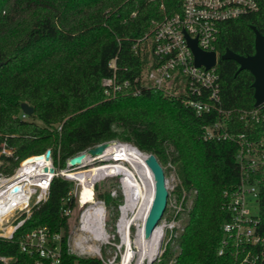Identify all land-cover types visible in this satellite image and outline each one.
<instances>
[{
  "label": "trees",
  "instance_id": "16d2710c",
  "mask_svg": "<svg viewBox=\"0 0 264 264\" xmlns=\"http://www.w3.org/2000/svg\"><path fill=\"white\" fill-rule=\"evenodd\" d=\"M180 1L0 0V145L13 149L17 159L50 149L58 169L69 158L113 141L153 154L160 164L171 156L181 187L194 195L174 240L179 253L170 259L171 250L165 248L162 263L229 264L231 256H218L217 250L229 220L222 193L239 178L237 145L204 140L203 127L218 119L213 114L199 117L159 90L137 85L135 95L123 91L107 98L101 87V80L112 75L108 63L114 58L120 79L133 81L140 74L142 60L132 49L134 42L149 32L152 21L177 11ZM257 2L258 11L221 24L215 49L219 56L227 49L243 57L254 54L250 27L264 37V0ZM237 69L234 61L218 60L223 108L251 110L253 77L246 70L236 74ZM22 103L33 108L29 120L19 117ZM227 127L235 133L249 130L235 121ZM254 130L259 136L264 126ZM6 160L16 165L14 159ZM260 178L259 231L264 234V174ZM100 185L94 184L93 197ZM72 189V181L53 178L47 200L33 211L15 241L20 233L46 225L62 232V264H103L97 257L81 258L66 250L65 239L83 209L72 197L71 215L61 216L62 200ZM109 199L107 193L102 201ZM0 254L20 255L15 243L4 241Z\"/></svg>",
  "mask_w": 264,
  "mask_h": 264
},
{
  "label": "built area",
  "instance_id": "2783aa9c",
  "mask_svg": "<svg viewBox=\"0 0 264 264\" xmlns=\"http://www.w3.org/2000/svg\"><path fill=\"white\" fill-rule=\"evenodd\" d=\"M160 9H164L163 4ZM258 9L257 0H181L177 11L152 21L149 32L134 42L132 49L142 60L140 74L133 81L120 79L114 58L108 63L112 75L101 80L107 98H113L123 91L135 95L139 92V85L161 91L167 98L180 102L199 117L213 114L218 120L203 127V139L228 140L237 145L235 162L239 178L234 188L225 189L222 193V206L229 220L222 227V239L217 250L218 256H231L229 264L264 263V234L259 231L264 130L259 136L254 130L256 125L264 126V102L251 110L223 108L217 71L219 54L215 49L222 23ZM187 38L196 39L200 50L214 52L215 65L197 67ZM19 117L22 120L29 118L22 111ZM228 121L242 122L249 130L230 132L227 129ZM47 150L48 158L45 157ZM47 150L17 159L13 149L5 144L0 145V241L15 243L20 254L19 257L0 254V264H62L61 230H53L46 225L38 226L29 232L20 233L15 241V235L33 211L47 200L50 183L55 177L76 181L79 185L77 191L75 187L62 200L61 216L71 215L72 197L83 208L77 225L65 239L67 252L81 258L97 257L106 264L101 254V242L95 233V217L89 218L91 205L80 199L81 183L67 177L64 172L74 167L68 166V159L64 169H56L51 150ZM111 154L116 157L115 152ZM6 158L14 159L16 165L11 167ZM93 161L102 162L103 159L96 158ZM15 187H19V190L14 191Z\"/></svg>",
  "mask_w": 264,
  "mask_h": 264
},
{
  "label": "bare ground",
  "instance_id": "6f19581e",
  "mask_svg": "<svg viewBox=\"0 0 264 264\" xmlns=\"http://www.w3.org/2000/svg\"><path fill=\"white\" fill-rule=\"evenodd\" d=\"M116 153V158L129 163L128 166L119 161L115 164H100L90 166L89 169L74 172L64 171L66 176L81 183V202L91 205V215L95 217V233L97 240H107L108 235L104 228L105 210L102 205L95 202L92 194V185L104 176L121 177V187L125 194L124 205L120 208L121 215L117 223L118 232L122 237L126 253L121 264L127 263L135 249L140 251L139 260L142 262L159 251L160 241L163 235V225H157L149 235L144 233V224L154 197V180L145 161L147 154L139 151L128 143H109L97 156L85 157L80 166L90 165L96 158L104 159L111 153ZM122 191V192H123ZM106 222V221H105ZM134 227V235L130 236L129 229Z\"/></svg>",
  "mask_w": 264,
  "mask_h": 264
},
{
  "label": "rangeland",
  "instance_id": "374dc122",
  "mask_svg": "<svg viewBox=\"0 0 264 264\" xmlns=\"http://www.w3.org/2000/svg\"><path fill=\"white\" fill-rule=\"evenodd\" d=\"M111 143L122 142L113 141ZM84 153L87 155V157L90 156L86 151ZM102 163L107 164L104 161H92L90 165L75 166L72 171L79 172L87 170L90 166L97 167ZM110 164L111 163H108L107 165ZM160 165L163 171L165 188L168 197L165 211L161 217V220L158 222V225L164 226L163 235L159 245V251L156 255L150 256L140 262V251L135 249L132 252V257H130L125 264H163L162 256L165 248L167 247H169L171 250V254L169 255L170 259H173L179 253V248L176 246L174 240L182 231V228L187 221V212L191 207L194 193H187L181 187L176 166L171 162V156L165 161V163ZM99 180L101 182L100 190L94 196V200L95 202H101V205L104 206V228L108 235L107 240L101 241L102 258L106 264H121L126 253V246L123 245L121 234L117 229V223L121 215L120 208L125 202V194L121 187V177L119 175L104 176ZM75 187L77 191L79 185H77L76 181L73 182V189ZM107 193L109 194L110 199L109 202L104 204L102 198ZM76 211L77 210H74L73 215H75ZM129 232L130 236L134 235V227H130Z\"/></svg>",
  "mask_w": 264,
  "mask_h": 264
},
{
  "label": "water",
  "instance_id": "95a60500",
  "mask_svg": "<svg viewBox=\"0 0 264 264\" xmlns=\"http://www.w3.org/2000/svg\"><path fill=\"white\" fill-rule=\"evenodd\" d=\"M254 33V54L251 56H240L233 53L230 50L218 57V60H231L238 65L237 72L246 70L253 77V98L254 107L260 106L264 102V37L253 27H250ZM188 45L194 56V63L197 67L204 66L205 68L215 65L216 55L214 52H204L200 50L196 45V39L190 40L187 38ZM0 63V67H1ZM20 110L27 116H31L33 108L26 103H22ZM109 143H102L86 150L90 156H97ZM49 151L45 152V157L48 158ZM85 153H79L69 158L67 164L69 167L79 166ZM149 171L154 180V197L150 206L145 224L144 233L149 235L157 223L161 220V217L165 211L167 205V191L165 188L164 175L160 163L153 154H147L145 161ZM19 190V187H15L14 191Z\"/></svg>",
  "mask_w": 264,
  "mask_h": 264
}]
</instances>
